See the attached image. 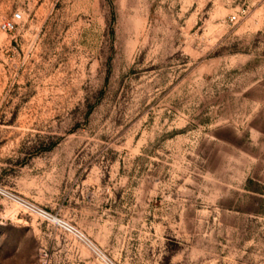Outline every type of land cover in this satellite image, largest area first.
I'll return each instance as SVG.
<instances>
[{"label":"rangeland","instance_id":"374dc122","mask_svg":"<svg viewBox=\"0 0 264 264\" xmlns=\"http://www.w3.org/2000/svg\"><path fill=\"white\" fill-rule=\"evenodd\" d=\"M0 187L115 264H264V0H0ZM0 264L105 263L0 196Z\"/></svg>","mask_w":264,"mask_h":264},{"label":"built area","instance_id":"2783aa9c","mask_svg":"<svg viewBox=\"0 0 264 264\" xmlns=\"http://www.w3.org/2000/svg\"><path fill=\"white\" fill-rule=\"evenodd\" d=\"M22 17V13L16 10L11 17L2 21L1 27L4 31H12L17 27L18 22ZM231 19H236V15H232ZM0 196L7 201L16 205L20 211L31 217L35 216L39 220L51 224L64 233L69 234L83 246L87 247L97 258L102 260L105 264H115L108 258L104 252L89 238V236L77 225L51 211L33 203L30 199L10 189L0 187Z\"/></svg>","mask_w":264,"mask_h":264}]
</instances>
